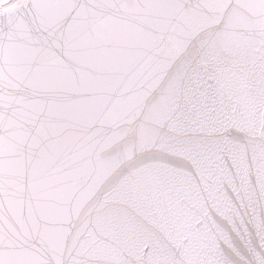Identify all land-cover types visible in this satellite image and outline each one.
<instances>
[{"label":"snow or ice","instance_id":"1","mask_svg":"<svg viewBox=\"0 0 264 264\" xmlns=\"http://www.w3.org/2000/svg\"><path fill=\"white\" fill-rule=\"evenodd\" d=\"M0 264H264V0H0Z\"/></svg>","mask_w":264,"mask_h":264}]
</instances>
